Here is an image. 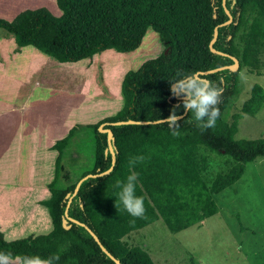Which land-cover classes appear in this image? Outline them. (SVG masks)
Here are the masks:
<instances>
[{
    "label": "trees",
    "instance_id": "16d2710c",
    "mask_svg": "<svg viewBox=\"0 0 264 264\" xmlns=\"http://www.w3.org/2000/svg\"><path fill=\"white\" fill-rule=\"evenodd\" d=\"M60 16L46 8L28 9L10 21L0 18L4 38H12L15 53L32 47L61 64L93 58L105 51L126 54L137 50L150 29L165 48V53L128 71L120 84L123 107L113 117L94 124L71 128L51 147L56 151L54 176L48 183L50 196L40 202L47 209L51 231L6 241L0 232V251L13 255H58L54 264H115L94 241L85 227L120 264H155L149 253L128 245L131 234L161 220L172 234L198 227L214 217L218 207L214 197L235 184L245 166L264 158V138L235 139L238 123L244 115L254 117L264 105V89L256 84L239 113L228 122L229 110L240 94V72L260 69L264 55V0H55ZM232 16L231 24L218 28L213 45L216 51L235 57L236 72L223 70L202 76L223 81L224 92L218 105L216 126L201 131L191 113L178 121L180 135H171L165 124L121 125L119 121H155L166 119L175 108L184 113L182 99L170 93V81L183 74L205 72L231 65L230 58L212 53L209 43L215 27ZM112 132L115 163L105 176L85 180L72 199L68 217L85 225L67 222L62 217L67 194L88 174H98L111 167L107 135ZM80 131L90 133V163L80 176L65 169V156ZM79 148V143H77ZM82 147V145H81ZM219 158L223 169L209 178L211 156ZM143 156L135 166L139 173L136 194L144 197L143 218H133L119 204L116 182L129 175L128 161ZM134 221V222H133ZM201 228V226L199 227Z\"/></svg>",
    "mask_w": 264,
    "mask_h": 264
},
{
    "label": "rangeland",
    "instance_id": "374dc122",
    "mask_svg": "<svg viewBox=\"0 0 264 264\" xmlns=\"http://www.w3.org/2000/svg\"><path fill=\"white\" fill-rule=\"evenodd\" d=\"M37 8L60 16L55 0H3L0 18L10 21L24 10ZM4 34L0 29V35ZM2 40L0 232L5 240L13 241L51 231L47 209L40 202L50 196L47 185L53 179L57 155L51 149L54 143L73 127L115 116L123 107V76L158 58L165 48L149 29L133 52L108 50L61 64L32 47L22 48L20 56H14L13 39ZM260 59L257 72H240V94L229 110V123L254 85L264 89V55ZM260 138H264V105L254 117L243 116L235 135L237 140ZM90 146V133L79 130L64 163L72 181L89 166ZM210 160L209 178L227 165L215 155ZM214 200L218 213L205 221L202 230L198 226L172 234L158 220L131 234L125 243L144 248L156 264H264V158L247 164L241 179Z\"/></svg>",
    "mask_w": 264,
    "mask_h": 264
},
{
    "label": "clouds",
    "instance_id": "9594fccd",
    "mask_svg": "<svg viewBox=\"0 0 264 264\" xmlns=\"http://www.w3.org/2000/svg\"><path fill=\"white\" fill-rule=\"evenodd\" d=\"M241 75L243 79H247L243 73ZM176 77L177 79L170 81V93L173 97L182 99L184 112L192 114L193 119L189 123L194 121L202 132L214 128L220 116L218 105L224 92V87H221L223 81L214 82L199 73L183 74L180 70H177ZM24 107L27 108V104ZM180 119L182 117L177 115L174 108L166 119L157 118L154 122L167 125L171 135L178 137L181 134L178 124ZM143 160V156L130 157L129 175L125 181L118 180L115 185L119 189L116 193L119 204L133 218H143L146 212L144 197L136 194L139 173L134 170ZM59 259L58 255L42 258L39 255H13L11 252L0 251V264H54Z\"/></svg>",
    "mask_w": 264,
    "mask_h": 264
},
{
    "label": "water",
    "instance_id": "95a60500",
    "mask_svg": "<svg viewBox=\"0 0 264 264\" xmlns=\"http://www.w3.org/2000/svg\"><path fill=\"white\" fill-rule=\"evenodd\" d=\"M222 4L223 6L225 5V0H222ZM227 13V16H228V20L222 24H220L218 27H215L214 28V31H213V37L209 43V49L212 53H215L217 55H220V56H226L228 58H230L232 60V64L231 65H227V66H223V67H219V68H216V69H213V70H208V71H205V72H198L201 76H206V75H209V74H214L216 72H220V71H223V70H229L231 72H236L238 69H239V62L238 60L235 58V57H231V56H228L224 53H221L219 51H216L214 48H213V45L217 39V35H218V28L219 27H223V26H227L229 24H231L232 22V16L228 13ZM186 112H184L181 117L185 116ZM148 124H156L154 121H151V122H147V121H132V120H128V121H119V122H115V123H112L113 126H121V125H148ZM106 124H101L98 128L99 132L102 133V134H106L107 135V150H105V155H107L108 153L111 154V167L107 170V171H104L102 173H98V174H88L86 176H84L82 179H80L75 188H74V191L72 194H67L66 195V198H67V204H66V208L64 210V214H63V217H62V225L64 228L68 229V227H66V223L67 222H72L74 224H77V225H80L81 227H85L84 224L76 221V220H73L71 218L68 217V209H69V206H70V203L72 201V199L76 196V194L78 193V190L81 186V184L89 179V178H97V177H102V176H105V175H108L112 169H113V166H114V163H115V155H114V149H113V142H114V138H113V135H112V132L111 130L109 129H103L104 126ZM86 230L88 231V233L91 235V237L94 239V241L99 245L100 249L115 263V264H120V262L115 259L99 242L98 238L96 237V235L90 230L88 229L87 227H85Z\"/></svg>",
    "mask_w": 264,
    "mask_h": 264
},
{
    "label": "crops",
    "instance_id": "0c3cea01",
    "mask_svg": "<svg viewBox=\"0 0 264 264\" xmlns=\"http://www.w3.org/2000/svg\"><path fill=\"white\" fill-rule=\"evenodd\" d=\"M0 1H3V0H0ZM2 37H4V36H1L0 35V39H3L2 41H5V40H10L9 38H2ZM10 45H11V47L13 48V50L11 51V52H13L14 53V56H16V55H18V56H20L19 54L22 52V50L23 49H21L20 50V52H18V53H15L14 51H15V49L16 48H14V46H13V44L12 43H10ZM4 49H0V52L1 51H3ZM13 60H15V58L13 59ZM57 156V155H56ZM48 189V188H47ZM39 202V201H38ZM37 203V202H36ZM38 204V203H37ZM216 216V215H215ZM49 217V216H48ZM49 221H50V219H49ZM206 221V220H205ZM205 221H203L199 226H201V230L204 228V226H205ZM189 230H191V229H189ZM7 241V240H6ZM150 255V254H149ZM153 260V259H152ZM160 261V260H159ZM161 264H163L162 262H160ZM156 264V263H155Z\"/></svg>",
    "mask_w": 264,
    "mask_h": 264
}]
</instances>
